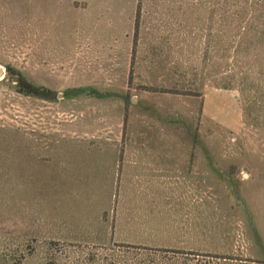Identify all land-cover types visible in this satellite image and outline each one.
Returning a JSON list of instances; mask_svg holds the SVG:
<instances>
[{
	"label": "rangeland",
	"instance_id": "374dc122",
	"mask_svg": "<svg viewBox=\"0 0 264 264\" xmlns=\"http://www.w3.org/2000/svg\"><path fill=\"white\" fill-rule=\"evenodd\" d=\"M159 1L0 0V264H264L261 103Z\"/></svg>",
	"mask_w": 264,
	"mask_h": 264
},
{
	"label": "trees",
	"instance_id": "16d2710c",
	"mask_svg": "<svg viewBox=\"0 0 264 264\" xmlns=\"http://www.w3.org/2000/svg\"><path fill=\"white\" fill-rule=\"evenodd\" d=\"M164 1H159V6L162 3L166 5L165 10L162 9L165 18L161 26L164 31L167 32L171 24L177 29H188V33L181 32V35L185 38L192 36L195 46L206 52V71L201 78H209L219 88L231 89L229 81L237 74L231 72V59L234 65L243 68L240 84H237L239 91L247 99L260 102V110L264 111V0ZM137 3L139 14L143 0H137ZM140 22L138 19L137 24ZM197 31L202 35H196ZM20 89L27 94L48 98L55 95L35 85ZM173 91L178 93L179 90L174 88ZM38 256H31L30 260Z\"/></svg>",
	"mask_w": 264,
	"mask_h": 264
},
{
	"label": "water",
	"instance_id": "95a60500",
	"mask_svg": "<svg viewBox=\"0 0 264 264\" xmlns=\"http://www.w3.org/2000/svg\"><path fill=\"white\" fill-rule=\"evenodd\" d=\"M0 76L2 78H13L14 80L18 81V76H12L10 73H7L4 69L0 68Z\"/></svg>",
	"mask_w": 264,
	"mask_h": 264
},
{
	"label": "flooded vegetation",
	"instance_id": "af4514ba",
	"mask_svg": "<svg viewBox=\"0 0 264 264\" xmlns=\"http://www.w3.org/2000/svg\"><path fill=\"white\" fill-rule=\"evenodd\" d=\"M18 83L22 84V86H23V79L22 78H19V82Z\"/></svg>",
	"mask_w": 264,
	"mask_h": 264
}]
</instances>
